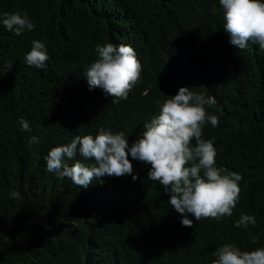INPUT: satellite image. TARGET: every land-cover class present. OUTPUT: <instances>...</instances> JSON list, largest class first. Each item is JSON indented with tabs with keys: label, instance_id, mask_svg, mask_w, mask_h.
Masks as SVG:
<instances>
[{
	"label": "trees",
	"instance_id": "trees-1",
	"mask_svg": "<svg viewBox=\"0 0 264 264\" xmlns=\"http://www.w3.org/2000/svg\"><path fill=\"white\" fill-rule=\"evenodd\" d=\"M101 2L102 0H0V12L27 13L34 22L33 31H26L20 36L0 26V264H121L117 262L115 255L118 251L121 253L123 248H127L126 256L130 264H141L140 260L145 264H212L215 259L213 253L225 243L235 244L242 250L264 247V53L258 51H239L225 56L226 66L221 68L219 79H214L205 88L211 94L204 93L216 98V105L207 108V111L216 114L219 123L216 127L207 124L203 129V138L214 143L217 167L227 168L242 176L239 183L240 199L231 217L225 216L220 220L193 218L191 227L182 226L181 214L169 204V195L158 182L147 178L150 165L133 160L131 156L129 159L137 179L133 180L131 175L125 174L116 183L119 182L122 186L128 183L129 189L134 192L136 188L137 193L119 197L113 192L109 195L111 198L105 200L103 192L101 203L89 211L88 207L92 203L89 201L91 184L87 188H79L69 178H59L47 172L50 183L32 191L31 197L28 196L30 190H21L17 182L29 180L41 170L37 164V167L32 168L31 164H25L20 159L21 152L27 150L22 145V135L29 132L21 129V118L29 122L31 130H39L41 121L35 120V116H43V110L39 106L49 107L58 102L55 113L50 118H63L60 113L62 104L73 106L72 104L78 103V106L74 105L75 110H78L76 124H71L75 135L95 136L100 128L113 132L123 131L131 144L143 131L144 122L158 111L156 101L170 98L180 86L190 87L194 82H201L207 66L215 57L208 52L194 58L188 67L170 68L169 63H153L150 58L140 56V78L127 99L112 103L110 96L94 99L97 94H104L100 88L95 89L94 93L86 92L89 108L100 110L98 122L90 118V112H84L86 105L79 103L77 95L66 92L59 98L58 92H51L48 85L39 83L34 78L39 73L37 70L14 67L8 72V62L13 63L12 67L24 62V56H17L16 60L11 61L10 56L13 58L15 53L14 46L29 37L34 39L43 35V29L67 30L64 35L79 43V53L83 47L92 48L89 64L94 61L97 58L96 46L109 43L108 40L97 38L102 32H108L106 28L109 27L101 18L105 21L112 20L111 9L101 8ZM202 5L200 0H138L122 18L131 22L134 27V11L139 16L145 15L149 20L159 19L162 22L167 18L159 13L172 11V16L177 20L167 30L180 29L181 26L196 27L198 21L203 19L199 14H205L208 7L206 4ZM180 6H186V11L194 12L195 16H180ZM154 8H157L156 13ZM214 16L212 14L210 17ZM149 25L159 27L146 24L137 33L145 36L149 32H156ZM152 39L153 37H146L141 41L132 40V43L135 45ZM185 40L187 38L183 39ZM255 48L258 49V46L255 45ZM19 52L23 51H17V54ZM88 53V50L82 52L86 56ZM257 62L259 66H253ZM40 69L44 70L46 77L53 72L50 66ZM229 70L233 75L228 73ZM21 71L31 73L24 75ZM69 73L80 74L79 67L70 69ZM67 83L65 80L64 86ZM123 102L125 105L122 106ZM32 104L39 106L34 107ZM103 110L108 112L105 114ZM84 118H90L88 123ZM58 133L60 138L70 135L69 131H50L37 137L38 148L45 150L53 147L52 144L44 145L40 142L50 138L47 135L54 137ZM27 141L29 143V138ZM35 144L30 145L34 147ZM77 159L82 158L77 156ZM83 162L91 163L89 160ZM41 166L45 169V162ZM106 176L108 175L99 181L105 182ZM37 183L38 181L31 182L32 185ZM13 190L20 193L18 198L10 196ZM118 190L119 187L116 191ZM128 198L142 202V219L135 218V213L127 209ZM20 199L23 202L20 203ZM99 206L105 210L99 212ZM241 213L253 214L257 223L249 224L246 229L235 227L234 221ZM107 215L114 219H108ZM101 219L106 221L103 226L99 221ZM108 225L118 232H109L104 227ZM124 230L129 232L124 233ZM102 234L108 235L109 244L102 240ZM98 249L105 250L106 253L100 255ZM48 256L52 258L47 263L45 260ZM95 256L99 258L96 259Z\"/></svg>",
	"mask_w": 264,
	"mask_h": 264
},
{
	"label": "clouds",
	"instance_id": "clouds-1",
	"mask_svg": "<svg viewBox=\"0 0 264 264\" xmlns=\"http://www.w3.org/2000/svg\"><path fill=\"white\" fill-rule=\"evenodd\" d=\"M218 2L229 43L240 50L256 45L258 52L264 53V0ZM211 11L216 14L217 9ZM0 26L20 36L26 31L32 32L34 22L27 13L5 11L0 12ZM96 54L97 58L83 73L89 90L99 87L105 96L111 97L112 103L127 99L141 73L135 50L128 45L106 43L96 46ZM49 58L47 46L40 39H33L24 55V61L38 69L44 68ZM12 65L8 62L7 69ZM216 103L214 96L180 86L170 98L156 101L158 111L144 122L143 131L131 144L123 131L100 128L95 136L77 135L68 144L51 147L45 156V170L59 178H69L79 188H87L94 179L99 181L105 175L129 174L136 180L131 156L150 165L147 178L158 182L169 195V204L181 214L182 226L191 227L193 218L231 217L240 199L242 176L217 167L214 143L203 138L207 124L218 126V116L207 111ZM19 124L22 130L31 131L24 118ZM38 142L36 136L29 137L30 144ZM87 160L94 162H83ZM10 196L18 198L20 193L13 190ZM256 223L253 214L241 213L234 226L246 229ZM213 255L212 264H264V247L242 250L235 244L225 243Z\"/></svg>",
	"mask_w": 264,
	"mask_h": 264
},
{
	"label": "bare ground",
	"instance_id": "bare-ground-1",
	"mask_svg": "<svg viewBox=\"0 0 264 264\" xmlns=\"http://www.w3.org/2000/svg\"><path fill=\"white\" fill-rule=\"evenodd\" d=\"M124 4H120L121 2ZM102 0L101 2V8H110L111 9V21H105L104 18H101V21L109 25L108 32L105 33L102 32V35L97 37L98 39H103V41L108 40L109 43H112L114 45H128L131 46L137 55V58L140 56H146L151 59L153 63H160V62H166L169 63L170 68H176V67H188L191 63V61L196 58L200 57V55H203L205 53L211 52L215 55L213 60L209 63L205 70L204 78L201 82H194L191 84L190 87H193L195 89H198L199 91L211 94L210 91L205 90V88L209 85L211 81L214 79H219L221 75V68L225 65V56L227 55H233L239 51L248 52V53H256L258 50L255 48V45H250L245 50L235 49L230 43H229V37L228 34L225 32V30L222 27V19H221V13H220V5L218 0L213 1H203L200 0V3H203V5H208L205 10V14L200 13L199 16L203 19H200L198 23L196 24V27H188L184 28L181 26L180 22V29L174 28L173 30H167V27H171L173 25V22L177 20L175 16H172V11H161L159 14L162 16H165L167 19L166 21L162 22L159 19H152L149 20L145 15L139 16L136 11L132 12L134 15V22L136 25L134 27L131 25V22H126L122 16L126 14L130 8L132 7V4L137 2L138 0H133V2H128L127 0ZM202 5V6H203ZM156 6H147V8H153ZM212 8H216L217 12L214 14V17H210L213 13L211 11ZM156 9L154 8V12L156 13ZM179 15H187V16H195V13L192 11H186V6H180L178 7ZM150 13L152 11L150 10ZM109 23V24H107ZM146 24L151 25H158L156 26H150L156 29V32H149V34L145 36H140L138 34L140 32L139 28H145ZM149 27V28H150ZM67 31V30H66ZM66 31L60 30V31H53V30H46L43 29L42 32H44L43 35L36 36L34 39H40L45 42L48 52H49V60L45 62L46 66L43 68L50 66L53 69V72L49 76H45L42 69L35 68L34 66H29L25 61L21 65L14 64L13 67L8 69V72H11V70L14 67L17 68H31L34 70H37L39 73L34 77L35 79L39 80V83L48 85L51 92H58L59 98L63 96L64 93L69 92L73 93L78 96L79 103L81 105L85 106L86 113L90 112V118L98 122L100 121L98 119V115L100 113V110H94L90 109V105H88L89 98L86 96V92L94 93L95 89H99V87L94 88L93 90H89V86L87 84L86 78L83 76L85 68L89 65V62L92 58L93 50L91 47L86 46L83 47L79 53V43L72 37L64 35ZM162 31H164L162 33ZM138 32V33H137ZM134 37H131L133 36ZM146 37H153L152 40L146 41V42H140L132 43V40L135 41H141L142 38ZM187 38V40L183 41V39ZM33 38H28L24 40V42L17 44L14 46L15 53L14 57L12 58L10 56L11 61H14L17 59V56H24L27 51L31 48V41ZM158 42H161L160 45H158ZM90 43V42H88ZM104 43V42H103ZM102 43V44H103ZM152 43V45H151ZM88 50V56L82 54L83 51ZM17 51H23L19 52L17 54ZM10 55V54H9ZM89 60V61H88ZM264 62V61H263ZM77 66L79 67L80 74H70V69H77ZM226 66V65H225ZM253 66H259V62L254 64ZM257 71H260V69H256ZM24 75H29L31 72L29 71H21ZM221 72V73H220ZM226 72V71H223ZM262 72V71H261ZM227 73V72H226ZM229 74H232V72L229 70ZM233 75V74H232ZM42 77V78H41ZM67 80L68 83L66 86H64V81ZM102 99H105L107 96L104 94L102 95H96L94 99H97L100 97ZM105 96V97H104ZM130 96V92L128 94ZM89 97L91 95L89 94ZM10 103V102H8ZM12 106H14L12 103H10ZM63 107L60 110V113L63 114V118H50V115H53L55 113V108L58 106V102L52 103L49 107L45 106H39L34 105L32 106L36 107L39 106L43 110L42 117L35 116L36 121L40 122V129L39 130H31L27 133H23L22 135L24 139V143L22 144L24 148L27 150L25 152H21L20 159L25 164H31L32 168L37 167V165L41 168V170L36 174L32 175L31 178L22 182H17L21 190L24 192L30 190L28 196H32L31 192L41 187L44 184H49V177L48 173L45 169L42 168L41 164L45 162V156L47 155L50 148H45V150H41L38 148L37 143L34 147H32L28 143V138L31 136L40 137L43 134L46 135V133L53 131H69L70 135L63 136L60 138V133L56 134V136L52 137V135H47L50 138H45L42 142V144H52L54 146L57 145H63L68 144L71 142V140L77 136L73 132V126L71 124H76V114L78 110H75V106H78V103L72 104L73 106L69 104H62ZM125 105L123 102L122 106ZM29 106V105H28ZM27 107V106H25ZM87 110V111H86ZM1 111V110H0ZM108 110H103V113H107ZM90 118H84L85 121L88 123ZM83 120V119H82ZM43 122V123H42ZM104 124L108 125L106 122L103 121ZM21 145V146H22ZM53 146V147H54ZM91 163L94 161L89 160ZM38 162V163H37ZM37 164V165H36ZM120 177V176H119ZM119 177L117 176H106L103 181L93 180L92 183V189L89 195V201L92 202L88 210H91L94 208V206L101 203V194L104 192V199H110L109 195L113 192H116L117 195L115 196H124L127 195H133L134 193H137V190L135 188V191L133 192L130 188V184L125 183L123 186L117 181H119ZM32 181H38L36 185H32ZM40 181V182H39ZM115 187V188H113ZM117 187H119V190L116 191ZM132 188V187H131ZM42 195H44L43 192H41ZM114 197V196H112ZM24 200V199H23ZM129 200L127 209L133 211L135 213V218L142 219V210L140 207H143L142 202H135L132 199L128 198ZM23 202L20 199V203ZM105 210V208H101L99 206V212ZM86 211V212H87ZM108 219L113 220L114 218L107 215ZM100 219V218H99ZM101 225L106 222L104 220H99ZM109 229V232L117 233L118 231L111 229V227L104 226ZM129 232L127 230L123 231ZM103 241L106 244H109V237L108 235L102 234ZM113 250V249H112ZM99 254L103 255L106 253L105 250L98 249ZM115 259L117 262H121V264H125L127 261V248H123L122 252L119 253L116 252ZM68 255V254H67ZM52 257L48 256L45 262L48 263ZM96 259L99 258V256H95ZM108 259V258H106ZM141 264H145L142 260H140ZM34 264V263H33ZM75 264H78L76 262ZM130 264V263H129ZM136 264V263H134Z\"/></svg>",
	"mask_w": 264,
	"mask_h": 264
}]
</instances>
